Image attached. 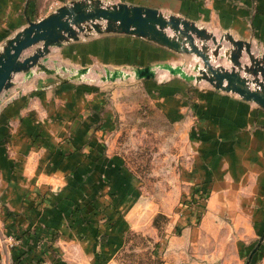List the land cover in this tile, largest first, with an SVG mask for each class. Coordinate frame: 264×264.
<instances>
[{
    "label": "crops",
    "instance_id": "0c3cea01",
    "mask_svg": "<svg viewBox=\"0 0 264 264\" xmlns=\"http://www.w3.org/2000/svg\"><path fill=\"white\" fill-rule=\"evenodd\" d=\"M71 1L0 0L1 45L4 36ZM107 1L156 8L264 48V0ZM60 49L111 68L149 65L158 53L172 54L121 33L93 34ZM75 85L50 81L0 108V264L105 263L100 256L109 248L100 237L106 227L94 215L82 220L75 205L89 214L93 200L105 201L107 191L121 185L126 167L117 151L120 106ZM147 85L167 120L183 128L188 147L174 188L160 203L177 204L183 191L202 183L210 192L204 216L213 221V264L232 263L233 244L225 239L233 235L240 260L264 232V109L178 76ZM126 182L138 189L135 179ZM142 198L131 192L116 197L120 230L109 233L110 244L120 236V223L133 216L137 221ZM222 225L234 233H222ZM261 248L257 258L263 261L264 242Z\"/></svg>",
    "mask_w": 264,
    "mask_h": 264
},
{
    "label": "rangeland",
    "instance_id": "374dc122",
    "mask_svg": "<svg viewBox=\"0 0 264 264\" xmlns=\"http://www.w3.org/2000/svg\"><path fill=\"white\" fill-rule=\"evenodd\" d=\"M207 29L213 32V30ZM215 35L217 36V34ZM220 36L217 37L220 38ZM5 37L7 36H4V43ZM82 38H84L83 35H81ZM196 41L201 43L199 39ZM249 41L252 42V50L255 56L264 53V48L258 42ZM207 44L211 47L208 54L213 65L231 70L234 64L226 55V51L231 48V43L223 41L217 57L213 54V50H215L213 41L209 40ZM3 45L0 43V49ZM35 48L36 46L31 47L25 51L23 56L32 54ZM60 48H51L48 61L45 64L51 68H57L63 77L71 76V69L90 67V71L82 79L69 82H62L55 75L37 72L38 67L33 69L34 74L30 78L25 77V72L17 73L13 76V85L1 95L0 108H2V104L3 106L6 105L8 99L15 100L21 97V93L27 95L29 89L47 85L50 81L57 84L73 82L76 84L75 86L91 88L96 92H102L108 101L110 100L111 103L120 106V109L117 110L120 114L121 130L117 151L122 157L123 166L126 167L123 176L121 174L119 176V179H122L121 185L116 186L115 191L108 190L105 201L98 204L97 201L93 200L91 204L93 206L89 211L90 215L88 211L82 212V208L75 205L76 210L80 211L79 216L82 220L85 216L94 215V217H98L99 223L104 228L106 227L100 241L109 245H107L109 252L102 253L100 259L105 262L104 264H164L167 262L170 264H213V221L210 222L204 216L210 192L204 188L202 183L192 184L193 188L187 189V192L183 191L180 202L177 204L162 205L160 203L163 194H167L174 188L181 162L187 159L184 152L188 147L185 138L182 136L183 128L169 122L162 114L153 101L147 84L153 81H165L173 75L167 70L158 69L157 76L153 79H137L133 73V69L136 67L154 66L159 63L183 65L189 73H195L193 66L196 63L203 65V60L195 54L177 53L166 48L172 54L158 53L157 58L149 65L116 67L130 73L131 76L128 78L104 81L102 77L106 75V68H115L91 62L89 57H83L78 51H75L72 57L70 56L72 53L68 54L64 50L61 51ZM241 62L251 64L245 51L241 57ZM63 66L67 68V71L62 70ZM164 71L167 74L163 76ZM195 84L215 88L206 80L195 82ZM134 179L138 186V189L135 190L128 185L129 182H126V180L133 181ZM124 191L126 192L124 193ZM130 192L132 196L140 195L143 197L142 205L139 206L135 215L139 217L137 221L132 220L133 216L131 220L126 219V223H120L119 227L123 228L119 233L120 238L115 236V240L110 244L108 238L111 236L109 233L113 234L115 230L114 232L118 234L120 230L116 227L117 217L120 216V211L115 202L116 197L128 195ZM128 207L129 210L133 206ZM221 228L222 233H234L226 226L222 225ZM178 236L180 238L175 240ZM261 236L257 238L252 249L240 260L237 257L235 246L238 236H228L225 239L226 243L228 245L233 244V261L231 264H264V260L261 261L257 258L260 255L258 250L262 249L261 246L264 242L258 246ZM257 246V250L253 253ZM215 264H221V262Z\"/></svg>",
    "mask_w": 264,
    "mask_h": 264
},
{
    "label": "water",
    "instance_id": "95a60500",
    "mask_svg": "<svg viewBox=\"0 0 264 264\" xmlns=\"http://www.w3.org/2000/svg\"><path fill=\"white\" fill-rule=\"evenodd\" d=\"M108 33L137 36L177 53L195 54L203 60V65L196 63L193 66L195 73H189L183 65L171 63L136 67L133 73L137 79H153L158 69L167 70L188 82L206 80L217 90L236 93L243 100L255 102L264 109V53L255 56L251 41L237 39L229 32L218 38L206 27L187 18L165 14L156 8L107 0H73L40 20H30L27 26L6 39L0 49V101L2 93L13 85L15 74L25 72V77L30 78L36 67L37 72L55 75L62 82L82 79L90 67L71 69V76L63 77L57 68L45 64L51 48L78 41L81 35L89 37ZM196 39L201 43H197ZM209 40L215 45L213 54L216 57L223 41L231 43V48L226 51L234 64L231 70L213 65L208 54L211 49L207 44ZM33 46H36L34 52L24 57L25 51ZM244 51L250 58V65L241 62ZM62 70L67 71V68L63 66ZM129 76L131 74L122 69L106 68L102 79L115 81ZM263 241L264 233L258 246Z\"/></svg>",
    "mask_w": 264,
    "mask_h": 264
},
{
    "label": "trees",
    "instance_id": "16d2710c",
    "mask_svg": "<svg viewBox=\"0 0 264 264\" xmlns=\"http://www.w3.org/2000/svg\"><path fill=\"white\" fill-rule=\"evenodd\" d=\"M24 254H26V252H24L23 254L20 255V257H19L20 262H21V259L23 258Z\"/></svg>",
    "mask_w": 264,
    "mask_h": 264
},
{
    "label": "bare ground",
    "instance_id": "6f19581e",
    "mask_svg": "<svg viewBox=\"0 0 264 264\" xmlns=\"http://www.w3.org/2000/svg\"><path fill=\"white\" fill-rule=\"evenodd\" d=\"M166 74H167V73L164 71V72H163V76L166 75Z\"/></svg>",
    "mask_w": 264,
    "mask_h": 264
}]
</instances>
